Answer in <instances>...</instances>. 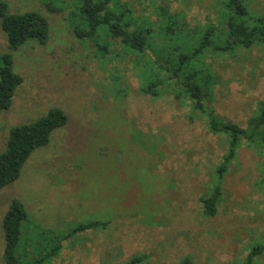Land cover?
<instances>
[{"label":"rangeland","instance_id":"1","mask_svg":"<svg viewBox=\"0 0 264 264\" xmlns=\"http://www.w3.org/2000/svg\"><path fill=\"white\" fill-rule=\"evenodd\" d=\"M2 1L10 14L41 13L50 32L45 45L29 42L13 53L23 83L0 113V153L10 129L53 108L68 123L0 191V264L2 223L13 200L28 216L17 251L21 264H181L184 258L192 264H239L256 246L262 251L252 264H264V138L241 140L223 178L217 214L204 218L199 199L217 179L227 138L210 134L205 117L169 95V74H145L147 56L136 67L133 54L102 35L78 39L66 1ZM122 2L152 34L155 8L163 4L182 13L191 28L199 25V34L208 24L216 32L227 28L223 0ZM245 6L253 20L264 17V0H245ZM151 43L167 52L158 36ZM7 51L0 26V56ZM150 54L156 56L154 48ZM204 56L208 68L200 69L208 77L214 116L245 129L264 100V44ZM152 77L163 81L157 96L141 91ZM94 221L101 225L76 230ZM54 247L56 254L47 257Z\"/></svg>","mask_w":264,"mask_h":264},{"label":"trees","instance_id":"2","mask_svg":"<svg viewBox=\"0 0 264 264\" xmlns=\"http://www.w3.org/2000/svg\"><path fill=\"white\" fill-rule=\"evenodd\" d=\"M60 1H66L72 7L69 22L78 39H96L102 35L109 41L117 42L126 52L135 56L136 67L141 63L140 57L147 56L145 74L153 76L157 71L169 74L166 86L169 95L185 105L188 104L192 112L205 117L210 134L226 136L228 148L222 163L216 168L217 179L210 191L199 199L202 216L206 219L214 218L224 196L223 178L230 163L237 157L241 140L244 138L253 143L257 137L264 138V131L261 130V126H264V100L260 103V115L248 120L245 129L228 122H220L207 103L209 82L208 77L204 79L200 67L208 68L203 61L206 57L204 54L215 57L223 53L233 54L239 47L249 48L254 44H264V17L253 20L248 15L245 0H223L220 2V8L223 15L228 16L226 30L216 32V26L208 24L204 26V33L199 34V25L191 28L182 13H172L163 4L155 8L156 20L153 23L157 26L154 31L156 34H152L151 29L145 28V21L134 18L133 11L122 0ZM50 8L54 9L51 6ZM0 26L6 34L8 49L0 56V113H2L9 109L15 90L23 83V78L14 72L13 53L29 42L45 45L49 39L50 27L47 19L37 11L10 14L7 3L2 0ZM157 36L167 52L161 47L156 49L154 43L150 45V41L155 40ZM152 48L156 56L148 55ZM153 69L156 72L152 73ZM152 78L151 81L147 80L141 91L146 95L157 96L158 88L163 86V81L160 77ZM67 123L65 113L53 108L31 124L10 129L5 149L0 153V191L19 178L21 169L29 157L36 150L48 146L52 133L65 127ZM26 221L28 216L23 205L18 200H13L2 223L4 264H21L17 251L20 247L21 226ZM100 225V222H89L79 225L76 230L80 232L91 230ZM57 251L58 247H54L47 257L54 256ZM261 251L262 248L258 246L252 248L244 262L239 264H252L254 257ZM181 264L192 262L189 258H184Z\"/></svg>","mask_w":264,"mask_h":264}]
</instances>
